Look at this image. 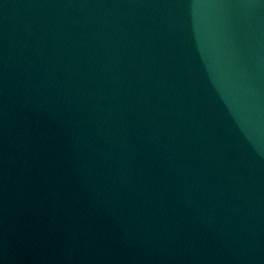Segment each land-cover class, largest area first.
<instances>
[{"label": "water", "instance_id": "water-1", "mask_svg": "<svg viewBox=\"0 0 264 264\" xmlns=\"http://www.w3.org/2000/svg\"><path fill=\"white\" fill-rule=\"evenodd\" d=\"M0 264H264V0H0Z\"/></svg>", "mask_w": 264, "mask_h": 264}]
</instances>
